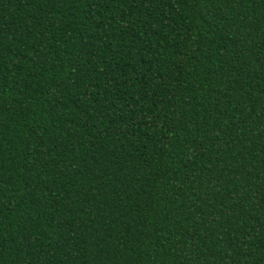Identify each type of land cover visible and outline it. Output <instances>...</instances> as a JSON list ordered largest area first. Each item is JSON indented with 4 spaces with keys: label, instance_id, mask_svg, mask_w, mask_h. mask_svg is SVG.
Instances as JSON below:
<instances>
[{
    "label": "trees",
    "instance_id": "obj_1",
    "mask_svg": "<svg viewBox=\"0 0 264 264\" xmlns=\"http://www.w3.org/2000/svg\"><path fill=\"white\" fill-rule=\"evenodd\" d=\"M0 264H264V0H0Z\"/></svg>",
    "mask_w": 264,
    "mask_h": 264
}]
</instances>
